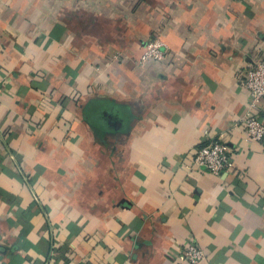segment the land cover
Wrapping results in <instances>:
<instances>
[{
	"label": "crops",
	"instance_id": "0c3cea01",
	"mask_svg": "<svg viewBox=\"0 0 264 264\" xmlns=\"http://www.w3.org/2000/svg\"><path fill=\"white\" fill-rule=\"evenodd\" d=\"M259 61L264 0H0V264H264ZM220 132L233 168L190 169Z\"/></svg>",
	"mask_w": 264,
	"mask_h": 264
},
{
	"label": "built area",
	"instance_id": "2783aa9c",
	"mask_svg": "<svg viewBox=\"0 0 264 264\" xmlns=\"http://www.w3.org/2000/svg\"><path fill=\"white\" fill-rule=\"evenodd\" d=\"M164 44L158 36H151L145 41L140 63L146 60H161L165 56ZM241 85L248 95V103L241 119L246 140H264V122L259 118L261 102L264 98V61H259L249 68L241 78ZM225 132H220L215 140L199 146L192 154L190 169L220 175L233 168V149L225 141ZM204 257V251L194 242H188L177 253L180 262L198 264Z\"/></svg>",
	"mask_w": 264,
	"mask_h": 264
}]
</instances>
